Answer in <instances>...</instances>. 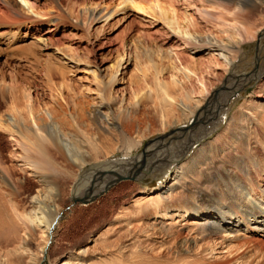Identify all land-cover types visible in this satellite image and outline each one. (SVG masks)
Here are the masks:
<instances>
[{"label": "rangeland", "instance_id": "obj_1", "mask_svg": "<svg viewBox=\"0 0 264 264\" xmlns=\"http://www.w3.org/2000/svg\"><path fill=\"white\" fill-rule=\"evenodd\" d=\"M226 4L215 2L213 7L207 0H39L37 5L45 18V27L39 28L38 33L41 34L48 27L54 26L56 30L48 34L54 42L46 47L37 40L36 34L26 33L27 29L24 30V27H20L16 32L8 23H1L0 96L13 90L22 96L24 91L29 89L33 95L40 94L43 106L51 107L54 106V96L52 97L53 92L49 90V82L51 81L60 92L59 89L67 91L64 84L68 81L77 86L78 90H84L82 92L86 93L85 98L90 99L96 106V87L101 79L96 77L98 73H93L95 66L108 70L115 61L124 57L122 80L112 87L113 92L119 99L124 98L125 107L132 108L133 118L142 124L143 130L144 124L154 125L153 132L132 148L131 155L139 154L147 141L163 134L160 132V110L157 107L156 95L163 97L160 90L158 91L161 84L169 85L171 92H175L176 96L180 94V99L189 102L195 96H212L214 91L223 85L224 80H227V71L230 68L225 66L216 53L212 56L183 50L184 26L188 32L198 36L210 32L219 35L214 25L221 17L229 21L233 19L226 12ZM119 5V10L111 19L105 21L102 18L96 21L89 33L76 27L68 16V13H71L76 17L92 7H107L104 10L106 13ZM124 5L126 11L122 9ZM189 5L206 7L212 15L211 18L205 21L195 13L198 27H188L189 19L185 9ZM174 20L178 21L180 27L170 23ZM248 21L255 22V26L261 28V33L256 40L243 46L238 60L243 66L240 75L251 74L250 63L264 60L258 58L257 51L261 46L263 57L264 10L258 9L249 14ZM57 38L60 41L56 40ZM60 46L67 49L69 54L77 53L81 58L90 61L91 66L87 67L80 64L81 62L78 66L65 63L61 58L63 51L58 50ZM189 69H194L195 75L189 72ZM261 84L264 85V75ZM193 89L195 94L191 91ZM257 91L256 82L249 83L239 94L233 107L229 108L222 127L208 139L218 137L227 126H255L262 129L259 137L263 135L264 138V111L259 112L260 120L248 121L249 124L244 115L240 116L241 113L249 116L250 112H253L248 104L251 99L260 98L257 97ZM190 93L192 97L189 96ZM8 106L0 109V116L10 111L11 104L8 103ZM109 117L111 118L100 123V134L107 136L108 144H117L113 156H120L124 153V149H119L123 142V137L117 131L120 126L113 115ZM126 120L128 119H121V127H125L132 137L136 138L134 122L131 119ZM69 123L70 125H63V130L66 133L72 132L77 139L83 141L90 140L97 132L93 125L81 126L80 129L72 126V122ZM181 125L176 128H181ZM1 139L0 156L3 161L0 169L5 171L7 179L1 178L0 170V264L11 258L10 251L14 246L5 241L12 225L18 222L16 214L29 212L32 197L39 191H42L45 204L49 205L55 201L60 210H65L40 264H60L69 252L76 253L80 248L89 251V256L92 257L88 261L89 264H218L227 257L231 258L237 251L244 250V247H240L244 239L226 242L220 235L208 232H205L196 244L193 241L196 234H190L188 229L183 228V224L189 219L174 216L177 209L185 206L186 197L177 195V191H174L171 197H164L160 193L163 186L169 182L175 167L183 163V159L171 168L172 172L155 177L150 174L143 182L122 181L96 200L86 204L77 203L68 209L72 203L75 177L79 175L78 168L72 167L63 158H54L52 162L43 159H31L26 162L17 156L19 151L22 153L23 150L13 145L7 134ZM199 148L200 146L197 147ZM49 151L57 157L55 148H49ZM258 151L263 152V149L259 148ZM244 152L245 150L240 148L238 155L244 156ZM193 153L194 151L190 152L188 157ZM106 157V153L101 151L100 160H105ZM256 157L263 166V153L257 154ZM222 158L232 160L228 154L213 155L212 160L217 163ZM39 176L46 179L45 184L38 181ZM197 186L194 187L197 189ZM144 187L158 191L146 194ZM43 216L44 214L39 212V217ZM31 229L32 231L20 230L19 236L27 239L29 248L37 253L44 245L45 235L35 223L31 224ZM247 236L249 242L244 257L235 258L236 260L226 264H264V234L256 231Z\"/></svg>", "mask_w": 264, "mask_h": 264}, {"label": "bare ground", "instance_id": "obj_2", "mask_svg": "<svg viewBox=\"0 0 264 264\" xmlns=\"http://www.w3.org/2000/svg\"><path fill=\"white\" fill-rule=\"evenodd\" d=\"M37 1L39 0H0V24L8 23L16 29V32L20 27H24V30L27 29L26 33L36 34L37 40L49 47L54 40L48 34L56 29L50 26L41 34L38 33L39 28L44 26L45 18L39 10ZM207 1L210 6H213L215 2L224 5L227 3L224 7L233 19L229 21L221 17L220 21L214 25L219 35L210 32L204 36H198L188 32L184 26L183 50L194 51L201 55L213 56L216 53L225 66L230 68L229 71L226 70L229 73L228 78L210 97L200 95L193 98L190 93L189 96L192 98L189 102L180 99V94L176 96L175 92H171L169 85L161 84L158 91L160 90L163 97L160 94L156 95L157 107L160 110V132L163 134L147 141L139 154L131 155L132 148L138 146L153 132L154 125L144 124L143 130L142 124L140 125L133 118L132 108L125 107L124 98L119 99L113 92L112 87L122 80L124 57L115 61L108 70L95 66L93 73L95 75L98 73L96 77L101 79L98 78V87H96L98 91L96 106L90 99L85 98L86 93L82 92L84 90H78L77 86L68 81L64 84L67 91L59 89L60 92L51 81L49 82V90L53 92L52 97L54 96V106L51 107L43 106L40 94L33 95L29 89H26L22 96L15 90L7 95H1L0 109L9 107L8 103L11 107L8 113L0 116V137L7 134L13 145L24 151V153L19 151L17 156L26 162L31 159L52 162L57 158H63L72 167H77L79 175L75 177L72 197L83 195L94 197L87 203L96 200L111 189L105 191L104 187L113 181L116 174L134 173L136 174L134 181L143 182L150 174L155 177L172 172L171 168L183 159V163L178 164L173 170V175L163 186L160 194L171 197L172 193L177 191V195L186 197L185 206L177 209L174 216L189 219L183 224V228L188 229L190 234H196L194 243L197 244L205 232L218 234L226 242L244 239V242L240 244V247H244L243 251H237L231 258L227 257L225 261L218 263L226 264L235 258L244 257L249 242L247 234L256 231L264 234V165H260V160L256 157L257 154L264 155V138L263 135L259 137L262 129L255 126H227L215 139L209 140L208 137L222 127L229 108L233 107L239 94L248 84L254 81L258 85L257 97L260 98L250 100L248 105L253 112L251 111L249 116L246 113H241L240 116L246 117L247 124H249L248 121L261 119L259 112L264 111V85L261 84L264 60L250 63L252 73L242 75L240 70L243 66L238 60L243 46L249 41L256 40L261 33V28L256 27L255 22L250 23L248 16L258 9L264 10V0ZM119 7L120 5L106 13L104 10L107 7L103 9L92 7L76 17H73L71 13H68V16L76 27L89 33L93 23L102 18L108 21L117 13ZM122 9L127 8L124 5ZM190 10L194 13L189 12ZM185 12L189 19V26H187L195 29L198 27L195 13L205 21L212 16L206 7L196 5H189ZM174 21L170 23L179 26L178 21ZM56 40L60 41L59 38ZM260 48L261 46L257 50L258 58L263 59L264 55L262 57ZM58 50L63 51L61 58L67 64L78 66L81 62L80 64H85L87 67L91 66L90 61L81 58L77 53L69 54L63 46L58 47ZM191 69L189 72L194 74V69ZM157 73L159 74V70ZM233 76L235 77L231 79ZM205 86L204 83L203 87ZM191 91L193 94L196 93L194 89ZM110 115L117 119L120 126L117 127V131L123 137L119 149H124L122 150L124 153L115 157L113 153L116 151L117 144H108L107 136L100 134V123L104 119L111 118ZM121 119H131L134 122L136 138L132 137L133 135L125 127H121ZM69 122L77 128L93 125L97 132L91 139L88 137L90 140L81 139V141L77 139L78 137L76 138V135L71 134L72 132L66 133L63 130V125H70ZM179 125L181 128H176ZM1 138L0 141H2ZM199 146L200 148L197 149ZM49 148H55L57 157L50 153ZM240 148L245 150L244 156L238 155ZM259 148H262L263 152H259ZM101 151L106 153L105 160H100ZM192 151L194 153L188 157ZM218 154L223 156L228 154L232 160L222 158L215 163L213 155ZM2 161L0 156V165ZM0 170L1 178L7 179L5 171ZM38 181L45 184L46 179L39 176ZM195 185H198L197 189ZM143 191L146 194H152L158 190L144 187ZM74 204L77 203L72 202L68 209ZM64 211L59 209L55 201L49 205L45 204L42 191L36 193L30 202L29 212L16 214L18 222L12 225L5 241L14 246L10 251L11 258L2 264H40L54 237L55 229L64 217ZM39 212L44 214L43 218L39 217ZM33 223L40 227L45 235L44 245L37 253L29 248L27 239L19 236L20 230L32 231ZM91 258L86 248H80L76 253L69 252L60 264H89L88 261Z\"/></svg>", "mask_w": 264, "mask_h": 264}, {"label": "water", "instance_id": "obj_3", "mask_svg": "<svg viewBox=\"0 0 264 264\" xmlns=\"http://www.w3.org/2000/svg\"><path fill=\"white\" fill-rule=\"evenodd\" d=\"M136 178V174L134 173H126L125 175L122 174H116V177L113 179V181L111 183H109V185H106L104 188V190H108L109 188H111L112 186H114L116 183L123 181V180H135ZM92 199H94V197H89V195H83V196H76V197H72V202L73 203H87L89 201H91Z\"/></svg>", "mask_w": 264, "mask_h": 264}]
</instances>
